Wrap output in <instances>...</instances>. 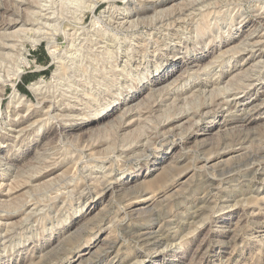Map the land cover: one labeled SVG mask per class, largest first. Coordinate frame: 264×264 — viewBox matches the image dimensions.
<instances>
[{"label": "rangeland", "instance_id": "374dc122", "mask_svg": "<svg viewBox=\"0 0 264 264\" xmlns=\"http://www.w3.org/2000/svg\"><path fill=\"white\" fill-rule=\"evenodd\" d=\"M212 1L156 41L194 1L0 0V264H264V0Z\"/></svg>", "mask_w": 264, "mask_h": 264}, {"label": "bare ground", "instance_id": "6f19581e", "mask_svg": "<svg viewBox=\"0 0 264 264\" xmlns=\"http://www.w3.org/2000/svg\"><path fill=\"white\" fill-rule=\"evenodd\" d=\"M38 1V0H37ZM195 3H194V2ZM210 1H212V0H191V2H193V3H191L190 5H191V7H190V9H188V10H185V9H181V8H176V9H172L171 11H169V10H159V11H157V13L156 14H158L159 16H160V18H158L159 19V21L157 22L158 24H159V27H161V29L160 28H158V29H160V30H158V32L156 33L157 35H160V36H156L155 38H156V41L157 40H162V41H164L165 40V38H177V35H178V33L181 31V29H184V31H186L187 32V34H193V33H196V34H198L199 33V31H200V29H199V27H198V25H196V20H195V22L193 21V18H194V16L193 15H195L194 13H193V11H196V10H198V9H195V7L199 4V3H207V5L206 6H211V3H210ZM199 2V3H198ZM213 2V1H212ZM49 4V3H48ZM52 4V3H51ZM163 3H159V5L161 6ZM213 4V3H212ZM45 5V4H44ZM52 6V5H51ZM54 6V5H53ZM61 6V5H60ZM157 6V5H156ZM160 6H158V8L160 7ZM213 6H215V5H213ZM217 6V5H216ZM77 7V6H76ZM200 7H201V4H200ZM203 7V6H202ZM87 8H90V11L92 12V14H93V16H95L94 15V13H95V11H96V6L95 5H89V6H87ZM112 9L111 10V12L110 11H108L107 13L109 14L108 16H110V18L112 19V21L114 20V22L115 23H117V24H120V25H131V24H133V21H131V19L129 18L130 17V15L129 14H125V15H123V14H121V13H117L116 14V12H117V10H115V9H113V8H115V6H113V5H108V7L106 8V9ZM191 11V12H189L188 14H187V18L188 19H190L191 21H189V23H187L188 21H187V18H185L184 16L186 15L184 12H186V11ZM45 11V10H44ZM155 11V12H156ZM199 11V10H198ZM166 13H169V14H167L166 15ZM196 13V12H195ZM185 14V15H184ZM46 15V14H45ZM184 15V16H183ZM197 15V14H196ZM158 16V17H159ZM189 16H193V18H189ZM196 17H198V16H196ZM200 17V16H199ZM201 17H202V15H201ZM200 17V18H201ZM204 17V16H203ZM202 17V18H203ZM97 18V16H95V19ZM207 18V17H206ZM198 19V18H197ZM20 20V19H19ZM19 20H17V21H19ZM40 20V19H39ZM97 20H99V19H97ZM132 20H134V19H132ZM21 21V20H20ZM148 21V20H147ZM157 21V20H156ZM155 21V22H156ZM200 21H201V19H200ZM204 21V20H203ZM93 22V21H92ZM105 22H107V21H105ZM165 22V23H164ZM23 23V25H26V23L25 22H22ZM32 23V22H31ZM49 23V22H48ZM199 22H197V24H198ZM30 24V23H29ZM28 24V25H29ZM95 24H97V23H95ZM200 24V23H199ZM33 25V24H32ZM144 25V24H143ZM155 25V24H154ZM185 25V26H184ZM201 25V24H200ZM199 25V26H200ZM184 26V27H183ZM24 28V27H23ZM23 30H25V29H23ZM22 30V31H23ZM31 30V29H30ZM54 31V30H53ZM79 31V30H78ZM262 32H261V34H257L254 38H251V40H250V43H249V46L251 47V49H253L254 50V47H257V46H259L260 44H264V29H262L261 30ZM20 32V31H19ZM24 32V31H23ZM66 32V31H65ZM185 32V33H186ZM201 32V31H200ZM148 33V32H147ZM36 34V33H35ZM34 38H32L31 40H30V44L33 46V47H35V46H37V45H39L43 40H45L46 42H47V47L49 48V53H50V55L52 56L51 58L53 59V61L56 63V69H55V75H56V72H58V71H60V69H61V66H62V63H61V61H63L62 59H63V54H61L58 50H57V47L55 48V46L53 45V43L54 42H52V39H48L47 37H41V36H33ZM29 38V37H28ZM145 41V40H144ZM144 41H140V44H138L137 45V47H138V49H137V51H138V55H140V56H138V57H142V58H144V56L146 55V53H147V44H146V42H144ZM246 41V40H245ZM114 42V41H113ZM152 42V41H151ZM155 42V41H154ZM248 42V41H247ZM247 45V44H246ZM12 46V45H11ZM4 47H6V45L4 46ZM248 47V46H247ZM8 48V47H7ZM51 48H54V50H52ZM51 49V50H50ZM250 49V48H249ZM13 50V49H12ZM91 50V49H90ZM136 50V49H135ZM16 51V50H15ZM131 52V51H130ZM75 54H77V52L75 53ZM84 54V53H83ZM263 55H264V53L261 51V52H259V58H262L263 57ZM7 56V55H6ZM136 57V56H135ZM141 58V59H142ZM254 58V56H251V59H253ZM134 60V59H133ZM113 61V60H112ZM131 62V59H126V62ZM261 61V59H259V60H257L256 61V63H254V64H257V66L258 67H261V65H263L264 63H261L260 62ZM93 63V62H92ZM139 63V62H138ZM90 64V63H89ZM22 65V67H29V65H30V62H29V60L27 59V58H23L22 60H21V62H20V64H19V66H21ZM78 65V64H77ZM124 67V66H123ZM252 67V66H251ZM253 67H254V65H253ZM73 69V68H72ZM124 69V68H123ZM248 72V71H247ZM25 73V70H22L21 69V67H18V68H16L15 69V71L13 72V74H14V76H15V78L17 79V80H22V75ZM82 73V72H81ZM246 73V72H245ZM87 75V74H86ZM113 78V77H112ZM8 79H9V77H8ZM79 79V78H78ZM108 79V78H107ZM5 82V81H4ZM91 83V82H90ZM105 85V84H104ZM18 86V85H17ZM43 88H44V86H42V83L41 82H39V81H37V82H34V83H32L31 85H30V89H31V91H32V93L37 97H39V99L38 100H40V103H46L47 102V104L49 103V105L47 106V110H46V114L49 116V117H51V112L53 111L54 112V110H55V108H56V106H55V103H53V102H51V101H47V98H48V96H45L44 95V93H45V91L43 92ZM216 88V87H215ZM226 90V89H225ZM16 91V90H15ZM157 91V90H156ZM165 92V91H164ZM168 92H169V90H168ZM15 93V92H14ZM169 94V93H168ZM15 96H18L17 97V99H16V101L18 102V101H20V100H22V98H21V96H19L18 95V93H15ZM87 96V95H86ZM14 97V96H13ZM175 97V96H174ZM218 97V96H217ZM15 98V97H14ZM35 98V97H34ZM87 98V97H86ZM156 100V99H155ZM75 101V100H74ZM24 102V101H23ZM15 103V102H14ZM22 103V102H21ZM38 103V102H37ZM40 103H38V104H40ZM57 103V102H56ZM113 104V103H112ZM111 105V103H107V104H105L101 109H100V112H104L105 110H107L108 109V107ZM153 106V105H152ZM149 108V107H148ZM151 108V107H150ZM152 111L153 110H144V111H142V110H139L138 108H136V113H138V120L137 121H139L140 122V124L142 123V122H146L148 119H149V117L150 116H152ZM99 112V113H100ZM184 112V111H183ZM181 112V114L182 115H186V112ZM143 116H146V117H144V119L143 120H141V118L143 117ZM55 117V116H54ZM53 116L51 117V118H54ZM57 117H59V116H57ZM131 121H129L128 123L129 124H131L130 123ZM149 122V121H148ZM127 123V124H128ZM141 125H143V124H141ZM146 133V132H145ZM152 140V139H151ZM156 141V140H155ZM144 142V141H143ZM5 175H0V192L2 191V189H5V188H7V190H6V193L5 194H3L4 195V197H2V198H0V203H1V205L2 204H5L6 203V198H8V197H10L13 193H16L19 189H21V188H23V187H25L28 183L26 182V181H22V182H18V181H10L9 183H7V182H5V180H4V177ZM29 179V178H28ZM87 195V194H86Z\"/></svg>", "mask_w": 264, "mask_h": 264}]
</instances>
